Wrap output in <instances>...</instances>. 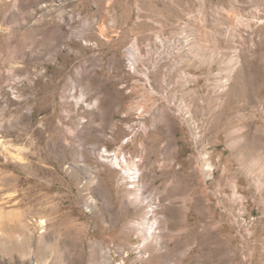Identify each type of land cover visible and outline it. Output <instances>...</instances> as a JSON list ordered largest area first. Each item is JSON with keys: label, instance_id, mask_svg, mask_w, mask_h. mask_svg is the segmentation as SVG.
Masks as SVG:
<instances>
[{"label": "rangeland", "instance_id": "rangeland-1", "mask_svg": "<svg viewBox=\"0 0 264 264\" xmlns=\"http://www.w3.org/2000/svg\"><path fill=\"white\" fill-rule=\"evenodd\" d=\"M84 68L116 104L66 145ZM0 264H264V0H0Z\"/></svg>", "mask_w": 264, "mask_h": 264}, {"label": "bare ground", "instance_id": "bare-ground-1", "mask_svg": "<svg viewBox=\"0 0 264 264\" xmlns=\"http://www.w3.org/2000/svg\"><path fill=\"white\" fill-rule=\"evenodd\" d=\"M44 23H47V20L44 21ZM42 33L43 34L41 38V42H42L41 44L46 50H53L56 41L63 38V35L61 33H58V29L56 27L54 28L47 27L46 29H43ZM81 35L82 34L80 33L78 37ZM126 56L128 60L131 62L130 63L131 67L136 70L140 56L134 44H132L127 49ZM94 59L95 57H91L90 63H92ZM141 74L145 75L146 80L149 82V77L147 76V71L145 69L143 72H141ZM72 78L73 76L70 75L69 79ZM224 81H227V79H225ZM68 82L69 81H65L63 83V91L61 95V100L63 102V105L65 106L64 109L65 116L63 118H59L58 123L56 125L58 139H63V140L65 139L64 142L66 143V145L67 143H69L68 139H85V140L94 139L92 131L96 132L98 130L103 129L107 125L108 114H106V112L108 110H111L116 104V100H113L109 97L103 98L105 91H103V89L100 87L96 77L92 75L90 71L86 70L85 68L83 69V72L78 78V82L72 85V88L70 90L68 88ZM153 92H154L153 90H149V93H153ZM68 97H70L71 100H73L76 103L79 100H82L83 103L87 105V109L85 112L88 113V117L85 118L82 116V119L80 121L74 119L71 122V125H67V122L70 121L71 118H74L71 117V115L68 113L70 112V108H71V103L69 100L70 98ZM163 97L165 99L168 98L167 94H164ZM133 106L131 104L129 108H132ZM134 108L138 109V107H134ZM179 110L181 109L179 108ZM62 130L63 133H60ZM107 154L108 153H105V155ZM105 160L108 161L109 164L115 166L116 168L121 169L123 173L126 174L129 182H133L134 180H136V176L139 173L137 165L134 162L131 165H128L126 161V157L124 155L114 154L111 158H105ZM202 169H204V167ZM130 187H133V185H131ZM135 198H137V195ZM148 211L149 214H151L154 211L153 206H150ZM40 221L41 223L44 222V220L42 219ZM144 223H147V226L149 225L150 228H153L154 226L156 227L154 219L152 221L147 219L146 221H144Z\"/></svg>", "mask_w": 264, "mask_h": 264}, {"label": "built area", "instance_id": "built-area-1", "mask_svg": "<svg viewBox=\"0 0 264 264\" xmlns=\"http://www.w3.org/2000/svg\"><path fill=\"white\" fill-rule=\"evenodd\" d=\"M130 62V61H129ZM131 63V62H130Z\"/></svg>", "mask_w": 264, "mask_h": 264}]
</instances>
